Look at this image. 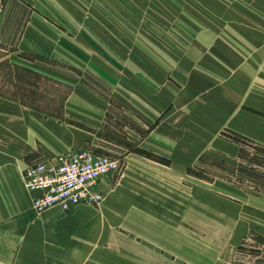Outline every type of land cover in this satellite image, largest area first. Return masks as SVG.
I'll list each match as a JSON object with an SVG mask.
<instances>
[{"label": "rangeland", "instance_id": "1", "mask_svg": "<svg viewBox=\"0 0 264 264\" xmlns=\"http://www.w3.org/2000/svg\"><path fill=\"white\" fill-rule=\"evenodd\" d=\"M56 4L71 21L92 25L96 42L75 45L84 50V60L64 64L32 56L19 60L15 44H0L2 95L67 124L70 144H77L76 130L89 134L81 151L119 160L123 163L119 177L130 172L129 154L164 166L173 163V187L166 188L164 197L174 200H132L133 210L121 213V220L110 221L95 237L67 235L61 244L54 243L52 252L18 264H185L170 250L178 232L167 229L159 215L176 224L188 204L194 218L186 230L196 240L192 264H264V237L255 232L241 236L248 225L263 223L249 200H264V189L240 182L237 174L220 165H258L254 157L258 148H264L253 139V127L263 129L264 115L253 109L252 92L246 86L245 100L237 101V78L206 69L211 63L206 40L211 31L220 33L211 22L220 20L221 0H56ZM209 6L218 13L212 16ZM27 61L52 74L19 65ZM192 89L203 91L190 101L183 93ZM173 92L182 99L177 116L170 108L162 109L169 107ZM97 107L102 110L99 123L85 125L99 112ZM163 119L180 126L146 142ZM172 150L181 154L163 155ZM105 201L91 207L101 218ZM147 208L153 216L144 211ZM162 236L169 244L165 251L157 244Z\"/></svg>", "mask_w": 264, "mask_h": 264}, {"label": "crops", "instance_id": "2", "mask_svg": "<svg viewBox=\"0 0 264 264\" xmlns=\"http://www.w3.org/2000/svg\"><path fill=\"white\" fill-rule=\"evenodd\" d=\"M55 4L56 0H6L4 12L0 15V44H15L19 60L23 56L61 64L70 60H84V50L75 45L95 43L97 32L88 22L78 19L71 21L65 12L56 9ZM209 9L212 16L214 12L218 13L213 6H209ZM219 13L220 20L211 22L214 24L211 28L219 29L220 33L211 31L212 36L206 40V46L211 48V63L206 69L215 71L217 76L236 77L237 101L245 100L247 86V91L252 92L253 109L264 115V0H221ZM19 65L42 74H52L34 62H20ZM202 91L199 89L193 93L192 89L183 96L191 101ZM169 101V107L162 109L166 112L170 108L172 115L177 116L182 105L181 95L173 92ZM78 109L82 107L77 106ZM98 111L92 117H86V123L85 120L82 122L85 125L99 123L101 108ZM149 121L154 123L156 120ZM176 126H180L178 121L166 123L163 119L146 142H153L157 134L168 136ZM260 128L253 127V139L264 145V127ZM68 132L67 124L7 99L0 90V264H18L22 259L35 262L39 253L52 252L54 243L61 244L62 238L67 235L95 237L111 225L110 221L113 224L121 220L118 217L121 213L132 211V200H174L164 197L166 190L170 191L173 187V163L171 167L164 166L129 154L126 156L130 169L128 175L119 177L110 174L95 187L106 197L103 218L89 206L73 207L69 212L58 209L39 214L33 207L34 196L27 189L24 172L39 161L64 156L73 149L83 150L90 139L89 134L76 130L77 144H70ZM178 153L180 151L172 150L163 155L173 157ZM192 155L195 156L194 151ZM160 178L164 181L162 187ZM249 201L255 206L254 214L262 217L263 223L248 225L241 236L255 232L264 237V200ZM190 209L191 204L185 206L181 220L176 224L171 217L159 215L167 223V229L178 232L174 235L178 239H174L170 250L179 263L185 264H192L196 251V240L192 239L190 229L186 230L193 217ZM144 211L149 216L153 213L148 208ZM163 238L158 237L157 244L165 251L169 244Z\"/></svg>", "mask_w": 264, "mask_h": 264}, {"label": "built area", "instance_id": "3", "mask_svg": "<svg viewBox=\"0 0 264 264\" xmlns=\"http://www.w3.org/2000/svg\"><path fill=\"white\" fill-rule=\"evenodd\" d=\"M6 0H0V15ZM123 163L90 151H74L52 160L39 161L24 172V180L38 212L77 206L100 207L105 196L95 190L106 176L118 174Z\"/></svg>", "mask_w": 264, "mask_h": 264}, {"label": "trees", "instance_id": "4", "mask_svg": "<svg viewBox=\"0 0 264 264\" xmlns=\"http://www.w3.org/2000/svg\"><path fill=\"white\" fill-rule=\"evenodd\" d=\"M29 73L35 75L32 72ZM260 156L263 157L261 158L262 160H259ZM254 160L258 161V163L262 162L261 165L260 163L258 165H256L255 163L253 164L247 163V164H241L240 166H238V168L231 167L224 162L220 163V165L222 166L223 170L230 172L231 175L237 174L238 180L240 182L250 181L254 183L258 188L264 189V148L257 149V154L254 157ZM205 161L206 158L201 159L202 163H205ZM198 176L204 177L202 174Z\"/></svg>", "mask_w": 264, "mask_h": 264}]
</instances>
